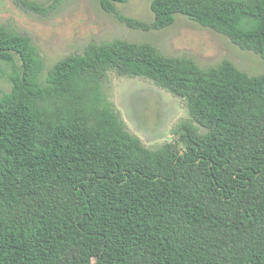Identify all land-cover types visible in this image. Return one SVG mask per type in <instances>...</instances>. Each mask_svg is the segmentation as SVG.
I'll list each match as a JSON object with an SVG mask.
<instances>
[{"label":"trees","instance_id":"1","mask_svg":"<svg viewBox=\"0 0 264 264\" xmlns=\"http://www.w3.org/2000/svg\"><path fill=\"white\" fill-rule=\"evenodd\" d=\"M48 14L49 5L22 0ZM264 56V0H153ZM0 264H264V73L203 66L148 42H90L48 68L32 38L0 23ZM110 71L183 98L177 140L151 148L108 100Z\"/></svg>","mask_w":264,"mask_h":264},{"label":"rangeland","instance_id":"2","mask_svg":"<svg viewBox=\"0 0 264 264\" xmlns=\"http://www.w3.org/2000/svg\"><path fill=\"white\" fill-rule=\"evenodd\" d=\"M27 1L47 6L52 0ZM101 1L65 0L54 11L44 14L22 0H0V23L32 38L44 58V75L61 58L82 52L88 43L115 38L148 42L165 54L189 56L203 66L228 59L250 74L264 73V56L239 47L228 36L182 13L176 14V21L166 28L135 29L106 12ZM152 1L128 0L117 3V7L128 16L151 22L154 20ZM11 70V65L0 61V92L11 90ZM103 91L127 129L151 148L177 140L174 131L178 124L190 118L183 98L150 79L110 71Z\"/></svg>","mask_w":264,"mask_h":264}]
</instances>
